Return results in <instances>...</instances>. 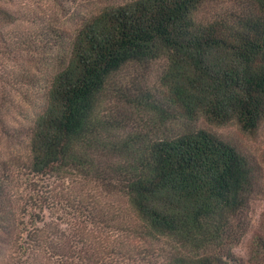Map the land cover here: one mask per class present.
I'll list each match as a JSON object with an SVG mask.
<instances>
[{
  "label": "trees",
  "instance_id": "16d2710c",
  "mask_svg": "<svg viewBox=\"0 0 264 264\" xmlns=\"http://www.w3.org/2000/svg\"><path fill=\"white\" fill-rule=\"evenodd\" d=\"M17 1L0 0V56L24 47L52 75L26 154L0 160V264H264L262 232L247 260L234 251L264 194L260 167L198 127L264 124V0H133L73 34L24 8L38 27L22 39ZM155 62L156 89L114 86ZM113 92L155 129L113 117ZM57 188L79 193L86 221H45Z\"/></svg>",
  "mask_w": 264,
  "mask_h": 264
},
{
  "label": "rangeland",
  "instance_id": "374dc122",
  "mask_svg": "<svg viewBox=\"0 0 264 264\" xmlns=\"http://www.w3.org/2000/svg\"><path fill=\"white\" fill-rule=\"evenodd\" d=\"M133 0H18L21 11L19 27L27 33L38 24H32L23 16V9L33 11L35 20L40 24L60 27L73 34L74 31L90 16L101 8L116 6ZM26 10V12H27ZM11 29V28H9ZM18 34V33H17ZM24 36L22 34V39ZM13 38V36H12ZM19 38V37H18ZM24 47L9 46L2 49L6 55L0 56V160L26 154L29 142V131L37 116L45 107V88L52 70L44 68L39 54L23 50ZM163 62L133 66L127 69L116 81V87L129 95L141 94V91L154 90L159 85V76L163 71ZM113 117L124 119L137 130L152 126L150 117L139 111L132 114L131 109L121 102L113 92L107 103ZM125 107V108H123ZM198 127L205 128L223 139L237 145L244 153L256 160L260 167L264 188V124L253 135L241 132L236 126L216 127L204 120ZM132 128V129H133ZM155 129V128H154ZM60 194V203L56 209L45 211V221H63L67 223L86 221L75 201L79 193H69L62 188L56 189ZM90 192V190H88ZM116 199L100 200L101 205ZM113 203V202H112ZM82 212H84L82 210ZM248 232L242 242L235 248V254L243 260L250 256L254 236L264 234V194H256L247 213Z\"/></svg>",
  "mask_w": 264,
  "mask_h": 264
}]
</instances>
